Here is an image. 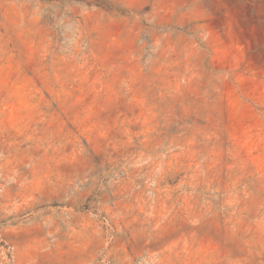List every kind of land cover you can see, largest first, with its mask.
Returning <instances> with one entry per match:
<instances>
[{"label": "rangeland", "instance_id": "1", "mask_svg": "<svg viewBox=\"0 0 264 264\" xmlns=\"http://www.w3.org/2000/svg\"><path fill=\"white\" fill-rule=\"evenodd\" d=\"M0 264H264V0H0Z\"/></svg>", "mask_w": 264, "mask_h": 264}, {"label": "trees", "instance_id": "2", "mask_svg": "<svg viewBox=\"0 0 264 264\" xmlns=\"http://www.w3.org/2000/svg\"><path fill=\"white\" fill-rule=\"evenodd\" d=\"M48 1H53V0H48Z\"/></svg>", "mask_w": 264, "mask_h": 264}]
</instances>
